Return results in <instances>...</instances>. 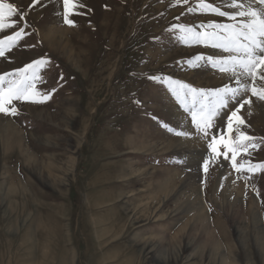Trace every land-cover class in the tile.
<instances>
[{
  "label": "rangeland",
  "instance_id": "1",
  "mask_svg": "<svg viewBox=\"0 0 264 264\" xmlns=\"http://www.w3.org/2000/svg\"><path fill=\"white\" fill-rule=\"evenodd\" d=\"M5 2L26 15L0 40L25 35L0 57V76L45 60L36 88L51 98L13 101L18 114H0V264H264V171L237 173L231 153L225 160L208 147L236 101L204 137L191 112L212 97L194 103L165 83L237 88L208 62L228 53L186 44L179 31L230 21L200 12V0H79L69 27L63 0ZM204 2L235 14L230 0ZM245 98L242 131L259 148L237 163L264 164V101Z\"/></svg>",
  "mask_w": 264,
  "mask_h": 264
},
{
  "label": "snow or ice",
  "instance_id": "2",
  "mask_svg": "<svg viewBox=\"0 0 264 264\" xmlns=\"http://www.w3.org/2000/svg\"><path fill=\"white\" fill-rule=\"evenodd\" d=\"M59 3L60 0H57ZM259 8L253 7L252 3L238 2L230 0L227 7L235 10V14H228L213 7L210 3L200 0L197 8L202 13H210L226 18L230 23L218 24L209 23L203 26L201 31H194L192 28L182 27L179 31L183 34L181 40L186 44H201L211 46L228 53L227 59L209 60L214 68L226 74L236 77L237 88L222 87L213 92L198 91L177 81L167 80L172 91L178 97L190 95L195 103L197 98H203L207 101L212 97L211 107L202 103L198 110L191 112L192 122L197 132L204 137L209 135V131L215 127L213 121L219 115L222 109L229 106V99L236 101L237 106L227 115L226 131L221 132L219 137L212 135L208 147L216 156L222 155L225 160L229 159L233 170L237 173L249 172L255 174L257 171H264V164H252L250 161L237 163L239 155H250L249 149H258L255 144L257 138L247 135L242 131L246 127L245 120L239 115L245 105H251L250 98L242 101L237 100L242 93L250 92L252 96L259 101H264V85L257 86L256 82H264V0H253ZM179 4L180 0H176ZM42 4V0H33L31 8ZM84 7L79 0H63V20L69 27H75L76 24L70 19L73 15H79L78 8ZM193 9H189L192 11ZM19 15L20 20L25 19L26 13L19 12L13 4L0 0V32L9 28H16V22L13 17ZM25 35L23 28L16 31L14 35L0 40V57H4L6 51H10L16 46L18 41ZM203 57H197L189 66H194L196 62L203 60ZM45 60L36 61L27 65L25 68L6 76H0V114L15 116L18 109L13 105V101L28 102L33 104H42L51 98V94H41L36 88V82L40 79L38 70L46 65ZM11 77V78H9ZM240 77L245 80H251L250 84L242 83ZM235 132V139H232V133ZM177 136H187L186 133L176 132ZM222 147L224 151L219 152ZM209 161H205L204 170L207 172Z\"/></svg>",
  "mask_w": 264,
  "mask_h": 264
},
{
  "label": "bare ground",
  "instance_id": "3",
  "mask_svg": "<svg viewBox=\"0 0 264 264\" xmlns=\"http://www.w3.org/2000/svg\"><path fill=\"white\" fill-rule=\"evenodd\" d=\"M250 1V0H249ZM252 1V0H251ZM50 9V8H49ZM61 14V13H60ZM43 15V14H42ZM44 16V15H43ZM53 28V27H52ZM69 28V27H68ZM52 30V29H51ZM52 35V34H51ZM58 36V35H57ZM45 37H47V35L45 36ZM52 39H53V37H52ZM49 41H50V39H48ZM43 42H45V41H43ZM49 43H51V42H49ZM56 43V42H55ZM50 45H53V44H50ZM55 46H56V44H55ZM70 54V53H69ZM64 56V55H63ZM73 59V58H72ZM37 114V113H36ZM48 115V114H47ZM47 117V116H46ZM43 118V117H42ZM3 120H5V119H3ZM8 120V119H7ZM0 122H1V119H0ZM3 122V121H2ZM3 124V123H2ZM14 125V124H13ZM3 127H4V130H10V131H12V133H14V134H18V132L16 131V129L14 128V127H12V126H10V124H8V123H4L3 125H2ZM1 127V126H0ZM1 129V128H0ZM69 131V130H68ZM4 135V134H3ZM218 167H217V172L218 171H222L223 170V168H222V166L221 165H217ZM225 171L223 170L222 171V173H224ZM196 174V173H195ZM223 178V177H222ZM219 180V179H218ZM220 181V180H219ZM204 182V181H203ZM226 182V181H225ZM172 184V183H171ZM218 186V185H217ZM228 186V185H227ZM230 187H232V186H230ZM233 187H235V186H233ZM235 188H237V187H235ZM231 189H233V188H231ZM240 190V189H239ZM195 191V190H194ZM234 191H235V189H234ZM239 192V191H238ZM230 198H232V197H230ZM229 198V199H230ZM228 199V200H229ZM233 199V198H232ZM226 200V199H225ZM225 202H227V201H225ZM229 202H230V200H229ZM248 202H250V201H248ZM218 204V203H217ZM219 205V204H218ZM249 205H250V203H249ZM221 206V205H220ZM252 206V205H251ZM250 206V207H251ZM238 207V206H237ZM249 208V207H248ZM252 209H253V207H252ZM251 209V210H252ZM237 212V211H236ZM249 212V211H248ZM251 214V213H250ZM254 214V213H253ZM252 214V215H253ZM200 215V214H199ZM246 215V214H245ZM255 216V215H254ZM253 216V217H254ZM256 216H258V215H256ZM245 217V216H244ZM250 217H252V216H250ZM257 218V217H256ZM256 220H258V218L256 219ZM206 221H207V219H206ZM247 221V220H246ZM259 221V220H258ZM255 222V221H254ZM199 225V224H198ZM255 225H257V223L255 224ZM198 227V226H197ZM204 227V226H203ZM205 229V228H204ZM211 230V229H210ZM256 230V229H255ZM206 231V230H205ZM263 233V232H262ZM258 234V233H257ZM211 235V234H210ZM260 236H261V234H259ZM255 236V235H254ZM259 236V237H260ZM262 237V236H261ZM260 239V238H259ZM176 240V239H175ZM261 240V239H260ZM263 240V239H262ZM177 241H179V240H177ZM149 245V244H148ZM145 247V246H144ZM153 249V248H152Z\"/></svg>",
  "mask_w": 264,
  "mask_h": 264
}]
</instances>
